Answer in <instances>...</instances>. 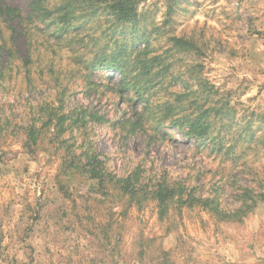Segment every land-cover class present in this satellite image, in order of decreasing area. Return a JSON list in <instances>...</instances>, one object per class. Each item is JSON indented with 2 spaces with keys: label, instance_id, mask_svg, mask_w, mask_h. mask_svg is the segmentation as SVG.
Returning <instances> with one entry per match:
<instances>
[{
  "label": "rangeland",
  "instance_id": "1",
  "mask_svg": "<svg viewBox=\"0 0 264 264\" xmlns=\"http://www.w3.org/2000/svg\"><path fill=\"white\" fill-rule=\"evenodd\" d=\"M31 1L0 0L24 19L0 18V264H264V0H178L169 13L168 0H141L131 23L88 0H72L69 22L42 23L28 19ZM144 46L158 57L147 80L133 63ZM119 47L125 76L100 68ZM61 99L63 113L103 120L54 138L42 122ZM195 107L212 115L200 146L176 128ZM142 111L151 118L132 127ZM87 147L119 176L165 174L231 210L247 188L254 206L240 221L198 206L159 219L153 202L138 209L61 169Z\"/></svg>",
  "mask_w": 264,
  "mask_h": 264
},
{
  "label": "trees",
  "instance_id": "2",
  "mask_svg": "<svg viewBox=\"0 0 264 264\" xmlns=\"http://www.w3.org/2000/svg\"><path fill=\"white\" fill-rule=\"evenodd\" d=\"M49 0H44V4L40 0H32L29 4L31 12L28 13V19L37 17L40 22L46 23L50 21L52 14H57L60 23L69 22V20L75 18L77 5L72 0H61V3L54 5L48 4ZM56 1V0H55ZM141 0H88L86 1V7L88 9L94 6H99L103 12L109 14L112 21L116 23H131L135 21L137 16L138 3ZM178 0H168L167 11H172V8L177 4ZM50 4V3H49ZM83 7V5H79ZM84 6V7H85ZM4 18L5 21H16L17 25H22L21 22L24 19L17 13L14 8L0 6V18ZM52 20V19H51ZM140 47V46H139ZM119 52L114 53L112 59H107L105 56L100 61V68L112 69L117 71L120 75L125 76L124 65L118 60L123 54L124 47L117 48ZM145 50V51H144ZM147 47L141 51L139 58L137 57L133 63L136 67L142 71V76L147 80V77L153 72L152 63L158 57L148 58ZM101 56L99 57V59ZM121 91V88L119 89ZM138 98H141L140 92L135 91ZM63 100L61 99L59 107L54 110L48 106L45 110V119L42 122L43 129L49 131L50 127L53 130L54 138L58 137L65 130L72 127L79 128L80 125L85 124L87 121L99 122L103 120L97 114H92L86 109H70L63 113L65 108L63 107ZM191 108V107H190ZM215 108V107H214ZM56 111H60L57 113ZM196 113L189 117L188 114L183 115L179 119V124L176 128L185 138H190L197 146L205 143L208 138L211 128V113L209 110H201L195 107ZM88 118L87 121L85 119ZM135 122L132 123V127H139L145 125V121L149 120L150 115L146 116L145 111L140 114H134ZM106 122H109L106 120ZM129 123V120L123 122V124ZM117 124V122L115 123ZM26 141L23 147L27 149V152L32 153L38 147L37 130L33 126L27 127L25 130ZM164 135V134H163ZM165 137L172 138L170 133H165ZM62 144V143H59ZM205 146V145H203ZM211 151L219 152L220 147L218 144L210 145ZM63 171L69 172L73 175L86 177L93 186L97 187L100 192L105 194L104 196H116L118 199L123 200L127 205L135 206L138 209L143 207L148 202H153L157 209V216L159 219H163L171 208L180 210L181 208L200 207L209 213L214 219L218 221L229 220H241L246 212H249L254 206V196L251 195V190L244 188L241 193L236 196L239 207L231 210L222 206L218 195H195L193 188L186 187V185L180 182H174L167 180L163 174L162 177L152 178L142 175V170H133L131 173L119 176L116 173L109 170L106 166V162L101 158L91 147H87L77 154H73L69 161L63 162L61 166ZM260 198V201H264V194L259 193L256 195ZM250 202V203H249Z\"/></svg>",
  "mask_w": 264,
  "mask_h": 264
}]
</instances>
